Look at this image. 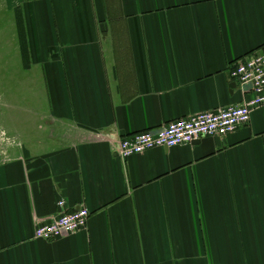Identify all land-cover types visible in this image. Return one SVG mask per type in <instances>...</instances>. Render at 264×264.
I'll return each instance as SVG.
<instances>
[{
  "label": "crops",
  "instance_id": "obj_1",
  "mask_svg": "<svg viewBox=\"0 0 264 264\" xmlns=\"http://www.w3.org/2000/svg\"><path fill=\"white\" fill-rule=\"evenodd\" d=\"M8 1L42 101L0 155V264H264V105L225 137L117 151L249 97L231 71L264 52V0ZM60 200L86 228L35 238Z\"/></svg>",
  "mask_w": 264,
  "mask_h": 264
},
{
  "label": "built area",
  "instance_id": "obj_2",
  "mask_svg": "<svg viewBox=\"0 0 264 264\" xmlns=\"http://www.w3.org/2000/svg\"><path fill=\"white\" fill-rule=\"evenodd\" d=\"M231 76L241 88L248 90L249 97L241 103L181 117L157 129L127 134L119 140V157L126 159L155 147L190 145L203 137H225L249 123L252 111L264 105V52L235 62ZM57 206L55 217L35 223V238L56 239L86 228L89 215L86 208H67L63 200Z\"/></svg>",
  "mask_w": 264,
  "mask_h": 264
},
{
  "label": "rangeland",
  "instance_id": "obj_3",
  "mask_svg": "<svg viewBox=\"0 0 264 264\" xmlns=\"http://www.w3.org/2000/svg\"><path fill=\"white\" fill-rule=\"evenodd\" d=\"M9 1L0 0V155L7 153V148L13 144L26 145L27 124L24 105L26 102H41L42 94H39L37 84L32 87L30 73L25 71L20 62V47L14 41L13 13L9 10ZM19 48V49H18ZM23 106L17 113V126L10 121L11 105ZM15 117V111L13 116ZM29 131V130H28ZM38 130L31 128L29 133L38 137ZM18 136V139L17 137ZM19 147V148H20ZM8 151V150H7Z\"/></svg>",
  "mask_w": 264,
  "mask_h": 264
}]
</instances>
